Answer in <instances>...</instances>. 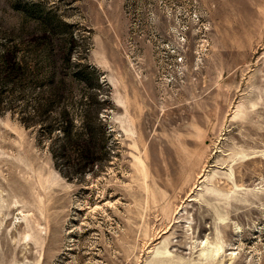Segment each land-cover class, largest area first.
I'll use <instances>...</instances> for the list:
<instances>
[{
  "label": "rangeland",
  "instance_id": "rangeland-1",
  "mask_svg": "<svg viewBox=\"0 0 264 264\" xmlns=\"http://www.w3.org/2000/svg\"><path fill=\"white\" fill-rule=\"evenodd\" d=\"M8 52L0 264H264V0H0Z\"/></svg>",
  "mask_w": 264,
  "mask_h": 264
},
{
  "label": "trees",
  "instance_id": "trees-1",
  "mask_svg": "<svg viewBox=\"0 0 264 264\" xmlns=\"http://www.w3.org/2000/svg\"><path fill=\"white\" fill-rule=\"evenodd\" d=\"M1 68H0V73L5 77V80L7 79H13L16 77L23 76L25 73L24 68L20 67L16 62H14V58L11 55V53H6L4 57H2L1 60ZM55 95H58V91H53ZM86 152V147L83 146Z\"/></svg>",
  "mask_w": 264,
  "mask_h": 264
},
{
  "label": "bare ground",
  "instance_id": "bare-ground-1",
  "mask_svg": "<svg viewBox=\"0 0 264 264\" xmlns=\"http://www.w3.org/2000/svg\"><path fill=\"white\" fill-rule=\"evenodd\" d=\"M220 251H221V250H217V254H219V253H220Z\"/></svg>",
  "mask_w": 264,
  "mask_h": 264
}]
</instances>
